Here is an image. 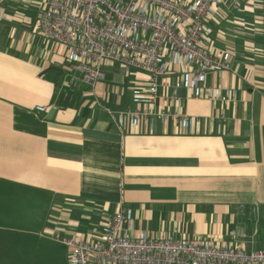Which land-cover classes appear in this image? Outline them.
<instances>
[{
  "label": "crops",
  "instance_id": "1",
  "mask_svg": "<svg viewBox=\"0 0 264 264\" xmlns=\"http://www.w3.org/2000/svg\"><path fill=\"white\" fill-rule=\"evenodd\" d=\"M46 1L0 0V264H35L45 255L29 250L62 235L97 236L120 206L135 237L264 249V0L208 19L212 52L234 55L209 81L234 100L175 89L184 68L172 66L155 105L134 101L149 76L114 64L95 92L72 93L66 47L38 31ZM173 95L191 126L118 122L139 107L174 111Z\"/></svg>",
  "mask_w": 264,
  "mask_h": 264
},
{
  "label": "built area",
  "instance_id": "2",
  "mask_svg": "<svg viewBox=\"0 0 264 264\" xmlns=\"http://www.w3.org/2000/svg\"><path fill=\"white\" fill-rule=\"evenodd\" d=\"M251 0H47L38 18V31L67 49L68 86L72 93L87 86L95 92L109 65L129 67L149 76L146 90L136 89L137 104L155 105L167 85L172 66L183 67L175 89L187 88L194 97L228 103L236 91L223 93L209 81L210 73L233 67L234 55H220L209 46L213 28L208 19L221 9L238 10ZM174 111L140 107L118 117L134 125L153 126L154 116L173 118L191 126L182 111L181 98L173 95ZM38 110H45L43 105ZM151 116V117H150ZM151 122V123H150ZM131 219L120 206L104 222L103 232L84 238L59 237L69 248V264H264V249L246 250L206 239L156 237L124 232Z\"/></svg>",
  "mask_w": 264,
  "mask_h": 264
},
{
  "label": "rangeland",
  "instance_id": "3",
  "mask_svg": "<svg viewBox=\"0 0 264 264\" xmlns=\"http://www.w3.org/2000/svg\"><path fill=\"white\" fill-rule=\"evenodd\" d=\"M222 23V22H221ZM220 27V24L217 25ZM126 68L127 72H131L132 68ZM149 236H153L152 233H148ZM66 237L65 235H62ZM39 248H33L29 250V255H45L42 259L38 260L35 264H69V248L59 238H54L53 241L48 243H42L38 245ZM28 247L26 248L27 251Z\"/></svg>",
  "mask_w": 264,
  "mask_h": 264
}]
</instances>
